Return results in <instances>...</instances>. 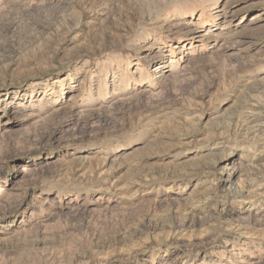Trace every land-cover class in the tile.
Listing matches in <instances>:
<instances>
[{"label": "rangeland", "instance_id": "obj_1", "mask_svg": "<svg viewBox=\"0 0 264 264\" xmlns=\"http://www.w3.org/2000/svg\"><path fill=\"white\" fill-rule=\"evenodd\" d=\"M0 264H264V0H0Z\"/></svg>", "mask_w": 264, "mask_h": 264}]
</instances>
